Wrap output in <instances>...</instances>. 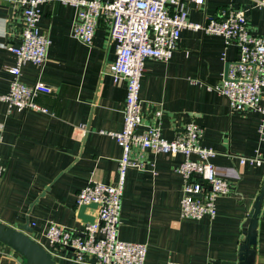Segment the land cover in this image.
I'll return each mask as SVG.
<instances>
[{
	"label": "crops",
	"instance_id": "crops-1",
	"mask_svg": "<svg viewBox=\"0 0 264 264\" xmlns=\"http://www.w3.org/2000/svg\"><path fill=\"white\" fill-rule=\"evenodd\" d=\"M256 1L204 0L200 7L191 0L181 3L198 23L223 7L245 8L250 31L264 35V5ZM40 12L38 25L50 39L47 58L42 67L24 63L20 80H41L52 92L35 97L45 111L9 110L0 100V223L17 227L28 217L35 227L28 235L56 264H95L94 258L77 262L69 250L53 248L45 230L49 222L81 229L76 192L90 180L115 181L122 151L104 131L123 126L126 83H114L105 70L115 57V43L103 19L87 45L72 36L74 6L48 0ZM21 19L14 0H0V94L9 89L7 67L15 55L7 45L20 43ZM237 53V46L220 35L186 28L169 60H145L139 91L143 125H157L167 139L187 122L202 126L200 144L216 151L211 161L230 183V192L217 198L213 218L182 217L183 178L177 167L184 156L146 151L144 167L127 170L118 224L120 239L147 245L144 264H239L243 223L264 180V165H243L239 157H264V120L252 109L231 110L226 97L212 88ZM86 213L95 217L96 208ZM252 247L255 264H264V194ZM0 264L27 262L0 241Z\"/></svg>",
	"mask_w": 264,
	"mask_h": 264
},
{
	"label": "built area",
	"instance_id": "built-area-1",
	"mask_svg": "<svg viewBox=\"0 0 264 264\" xmlns=\"http://www.w3.org/2000/svg\"><path fill=\"white\" fill-rule=\"evenodd\" d=\"M14 1L22 14L20 43L7 45L15 55V63L7 67L11 75L9 89L0 94V100L8 104L9 110L45 111L35 97L38 93H51L52 87L41 80L24 83L20 75L24 63L42 67L46 61L50 39L40 30L38 22L40 5L48 0ZM60 1L75 7L71 33L84 44H91L99 19L106 23L108 37L115 43V57L105 70L114 83L125 81L126 95L121 130L104 131L115 139L122 151L115 181L90 180L76 192L77 207L92 202L97 204L94 221L84 222L81 229L49 222L45 236L53 248L69 250L70 259L77 262L94 258L95 264H144L147 245L120 239L118 224L127 170L143 168L146 151L184 156L177 167L183 178L182 217L213 218L217 198L230 192V183L211 161L216 151L200 144L202 126L187 122L173 139H167L157 125H143L139 91L145 60H169L177 48L181 31L186 28L222 36L226 44L237 46L238 53L228 62L226 77L212 88L226 97L231 110L252 109L264 120V35L250 31L245 8L223 7L218 14L198 23L189 19L181 0ZM191 1L197 7L204 3V0ZM256 4L262 6L264 0H257ZM160 114L161 110L156 111V116ZM239 162L264 165V157L259 154L241 156ZM166 264L189 263L169 260Z\"/></svg>",
	"mask_w": 264,
	"mask_h": 264
},
{
	"label": "water",
	"instance_id": "water-1",
	"mask_svg": "<svg viewBox=\"0 0 264 264\" xmlns=\"http://www.w3.org/2000/svg\"><path fill=\"white\" fill-rule=\"evenodd\" d=\"M227 68L228 63L225 67L224 77H226ZM263 194L264 180L262 189L255 198L247 218L243 223L242 231L244 240L240 245L239 264H255L256 255L255 249L252 246L256 243V225ZM96 207L97 204L94 202L79 205L77 217L83 222L94 221V215L86 213V209ZM33 230H35V227L29 225L28 217H26L24 223L18 224L17 227H11L5 223H0V241L20 253L25 258L27 264H56L52 254L28 235V233Z\"/></svg>",
	"mask_w": 264,
	"mask_h": 264
}]
</instances>
